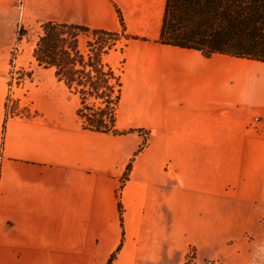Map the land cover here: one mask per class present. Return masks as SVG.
<instances>
[{"label":"crops","instance_id":"0c3cea01","mask_svg":"<svg viewBox=\"0 0 264 264\" xmlns=\"http://www.w3.org/2000/svg\"><path fill=\"white\" fill-rule=\"evenodd\" d=\"M50 1L54 16L17 21L0 0V264H105L121 243L114 264H222L225 234L264 239V62L161 43L166 0ZM47 21L123 37L102 59L120 74L116 132L84 129L38 64L29 113L7 114L17 28L19 43Z\"/></svg>","mask_w":264,"mask_h":264},{"label":"trees","instance_id":"16d2710c","mask_svg":"<svg viewBox=\"0 0 264 264\" xmlns=\"http://www.w3.org/2000/svg\"><path fill=\"white\" fill-rule=\"evenodd\" d=\"M41 30L34 59L39 66L52 68L56 78L79 98L82 127L116 132L120 74L102 59L119 40V33L55 21L42 23ZM84 38L87 51L81 49ZM159 41L197 49L207 56L222 53L264 62V0H166ZM130 168L131 164L126 178ZM118 199L122 220L120 188ZM121 247L122 243L105 264H114Z\"/></svg>","mask_w":264,"mask_h":264},{"label":"rangeland","instance_id":"374dc122","mask_svg":"<svg viewBox=\"0 0 264 264\" xmlns=\"http://www.w3.org/2000/svg\"><path fill=\"white\" fill-rule=\"evenodd\" d=\"M50 0H15L16 9V19L19 21L22 18L32 19L35 17L36 20L45 19L51 15ZM22 10V13H21ZM24 15V17H23ZM33 31L27 35V41L24 40L18 43V38H23L27 34V30L22 26L17 28V44L13 46L12 55H23L21 57L20 62L12 63L9 71V93L6 99V111L7 114H26L29 113L30 104L28 101H24L19 98L20 93L24 91L23 83L30 82L31 79L27 77V74H30V69L33 67H38L37 63L34 66L27 65L28 56L33 55V47L36 45V41L38 36L41 33V24L33 26ZM91 38V36H89ZM89 37H86L87 39ZM86 38L83 41H86ZM109 37H106L108 39ZM123 38V37H120ZM119 38V39H120ZM110 40V38H109ZM123 39L116 41L111 49L108 50V55L106 57H110L109 53H112L116 46H121L123 44ZM35 48V47H34ZM83 51L86 50V45L83 43ZM14 61V60H13ZM52 73V70H50ZM47 73V72H46ZM53 74V73H52ZM45 75V74H43ZM41 76H37L39 78ZM20 87L21 90H20ZM11 91V92H10ZM13 91V92H12ZM78 98V97H77ZM79 99V98H78ZM80 104V100H79ZM228 214L225 211V216ZM236 222V221H235ZM264 223V221L262 222ZM225 244L223 246V253L219 256L222 264H264V239L263 237H254L250 235H236L234 232L224 235ZM189 257L191 260L194 259L195 253L194 248L190 250ZM207 258H215V255L209 254ZM209 262V261H208ZM214 264V261H213Z\"/></svg>","mask_w":264,"mask_h":264},{"label":"built area","instance_id":"2783aa9c","mask_svg":"<svg viewBox=\"0 0 264 264\" xmlns=\"http://www.w3.org/2000/svg\"><path fill=\"white\" fill-rule=\"evenodd\" d=\"M13 62H14V61H13ZM13 62H12V63H13ZM10 92H11V91H10ZM7 96H8V95H7ZM259 118H260V116H256L255 119H256V120H259ZM208 264H213V261H209Z\"/></svg>","mask_w":264,"mask_h":264}]
</instances>
